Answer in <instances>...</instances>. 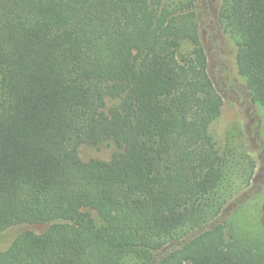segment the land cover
<instances>
[{
  "label": "trees",
  "instance_id": "1",
  "mask_svg": "<svg viewBox=\"0 0 264 264\" xmlns=\"http://www.w3.org/2000/svg\"><path fill=\"white\" fill-rule=\"evenodd\" d=\"M204 3L0 0V232L47 226L0 264H264L263 235L224 217L253 165L212 131ZM216 20L264 110V0ZM105 143L110 159H82Z\"/></svg>",
  "mask_w": 264,
  "mask_h": 264
},
{
  "label": "rangeland",
  "instance_id": "2",
  "mask_svg": "<svg viewBox=\"0 0 264 264\" xmlns=\"http://www.w3.org/2000/svg\"><path fill=\"white\" fill-rule=\"evenodd\" d=\"M208 10L201 12L203 43L209 58L210 74L223 96L222 113L212 125L215 137L225 143L231 137V145L238 152L246 145L253 168L248 186L240 191L231 206L224 212L243 228L253 230L264 237V110L255 102L239 75L236 64L235 42L219 25L218 10L223 0H204ZM190 44L183 42L181 53H187ZM2 77L0 75V93ZM118 148L113 143L99 146L84 144L80 148L83 160L110 159ZM244 167L242 170H244ZM236 205V206H235ZM231 220V221H232ZM46 225H18L0 232V251L8 249L23 232L33 230L43 232Z\"/></svg>",
  "mask_w": 264,
  "mask_h": 264
}]
</instances>
